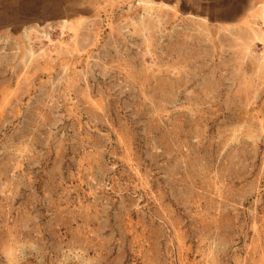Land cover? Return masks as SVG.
<instances>
[{"label":"rangeland","instance_id":"374dc122","mask_svg":"<svg viewBox=\"0 0 264 264\" xmlns=\"http://www.w3.org/2000/svg\"><path fill=\"white\" fill-rule=\"evenodd\" d=\"M10 239L23 264H264V0H0Z\"/></svg>","mask_w":264,"mask_h":264},{"label":"clouds","instance_id":"9594fccd","mask_svg":"<svg viewBox=\"0 0 264 264\" xmlns=\"http://www.w3.org/2000/svg\"><path fill=\"white\" fill-rule=\"evenodd\" d=\"M7 264H23V260L28 253H36L38 245L34 241L10 239L2 250ZM80 257L74 255L70 250L62 253L61 264H71L72 260H78Z\"/></svg>","mask_w":264,"mask_h":264},{"label":"bare ground","instance_id":"6f19581e","mask_svg":"<svg viewBox=\"0 0 264 264\" xmlns=\"http://www.w3.org/2000/svg\"><path fill=\"white\" fill-rule=\"evenodd\" d=\"M6 1V0H5ZM7 5V4H6ZM29 5V4H28ZM33 5V4H32ZM19 7V6H18ZM11 10V9H10Z\"/></svg>","mask_w":264,"mask_h":264}]
</instances>
